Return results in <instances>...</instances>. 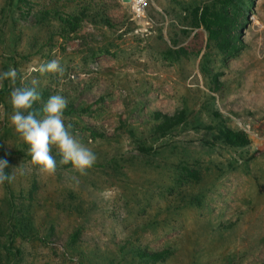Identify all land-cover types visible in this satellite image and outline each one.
Returning <instances> with one entry per match:
<instances>
[{"label":"rangeland","instance_id":"1","mask_svg":"<svg viewBox=\"0 0 264 264\" xmlns=\"http://www.w3.org/2000/svg\"><path fill=\"white\" fill-rule=\"evenodd\" d=\"M135 2L0 0V72H18L16 85H0V159L6 173L18 168L0 185V264H264V0L232 2L248 11L235 54L195 18L221 0ZM81 8L89 16L72 32L60 17ZM54 59L62 78L39 71ZM33 80L40 94L92 106L64 115L105 133L74 134L97 158L86 174L62 168L55 147L53 175L32 164L10 93ZM183 108L188 126L151 133L153 111ZM221 120L251 144L230 148L195 127ZM134 247L171 252L146 262Z\"/></svg>","mask_w":264,"mask_h":264},{"label":"trees","instance_id":"2","mask_svg":"<svg viewBox=\"0 0 264 264\" xmlns=\"http://www.w3.org/2000/svg\"><path fill=\"white\" fill-rule=\"evenodd\" d=\"M221 1L222 2H220L219 9L212 12L210 15H208L205 11L201 15H199L198 10L196 9L195 18L196 20L198 19L200 23L204 24L210 35L217 40V45L221 51H223L224 53L235 54L241 51L244 46L239 28H243L245 26L244 22L246 20L248 11L245 7H242L243 5H233L232 2L237 0ZM238 1L241 2L245 0ZM246 1H249L252 4H254L255 2V0ZM89 7H91V5H89ZM85 10V8H81L78 13H69L60 18L61 20H63L64 24L69 30H71L72 32H76L89 16L87 13H85ZM101 20L109 28L115 27L112 20L105 14L101 18ZM41 97L43 99V102H37L34 105V108L36 110L42 109L43 104L46 103L48 98L50 97V92L48 91V89L43 90ZM91 110V105L87 107H77L74 102H68L64 115L72 118H80L85 114L91 113ZM214 116L215 118H220L221 113H219L218 111H214ZM150 119L152 122L150 126L151 133L160 137H166L172 134L177 128L186 127L190 123L188 111L184 108L178 109L174 112L153 111L150 114ZM70 125L72 126L71 131L73 132V134H76V132L82 133V131H84L88 132L92 139L105 137V133L98 131L95 127L79 125L78 122H73ZM195 127L206 129L208 131H214L215 140L217 142H220L222 145L230 148H245L251 144V139L246 132H244L243 130L231 129L230 127L225 125L223 120L217 122L216 125H205L203 123H198ZM138 148L142 152H145L144 154H148L147 152L152 150V147H146L142 142L138 143ZM57 155L58 160L61 159L59 153ZM60 166L64 169L73 167L71 163L60 164ZM185 170L191 177H195L197 179L200 178V175L197 171L187 168ZM22 228L24 230V227ZM79 234L80 231H75L73 235H71V244L77 242V240L79 239ZM132 249H134L132 252H134L136 256L140 258V260L146 262L161 261L166 258L171 252L170 249H164L160 251H152L140 247H134Z\"/></svg>","mask_w":264,"mask_h":264},{"label":"clouds","instance_id":"3","mask_svg":"<svg viewBox=\"0 0 264 264\" xmlns=\"http://www.w3.org/2000/svg\"><path fill=\"white\" fill-rule=\"evenodd\" d=\"M39 71L54 73L62 78L65 69L58 59H54L41 64ZM17 78L18 72L15 68L0 72V85L6 80L16 85ZM32 84L31 88L13 87L10 93V103L14 109L10 121L16 132L30 146L32 164L38 166L42 173L53 175L57 170V160L52 154L55 147L61 157L60 164L71 163L82 175L86 174L97 158L94 152L73 134L72 126L66 125L64 113L67 99L59 94L52 95L43 104L42 109L36 110L34 105L40 102L42 97L37 91V81L33 80ZM7 167L8 161L0 159V185L15 180V170L18 168L8 174L5 172Z\"/></svg>","mask_w":264,"mask_h":264},{"label":"built area","instance_id":"4","mask_svg":"<svg viewBox=\"0 0 264 264\" xmlns=\"http://www.w3.org/2000/svg\"><path fill=\"white\" fill-rule=\"evenodd\" d=\"M139 3L141 5V8H140V6L136 7V2H135V9L136 10L142 9L147 4V0H139Z\"/></svg>","mask_w":264,"mask_h":264},{"label":"water","instance_id":"5","mask_svg":"<svg viewBox=\"0 0 264 264\" xmlns=\"http://www.w3.org/2000/svg\"><path fill=\"white\" fill-rule=\"evenodd\" d=\"M122 1L125 3H131L132 2V0H122Z\"/></svg>","mask_w":264,"mask_h":264},{"label":"bare ground","instance_id":"6","mask_svg":"<svg viewBox=\"0 0 264 264\" xmlns=\"http://www.w3.org/2000/svg\"><path fill=\"white\" fill-rule=\"evenodd\" d=\"M141 6V5H140Z\"/></svg>","mask_w":264,"mask_h":264}]
</instances>
